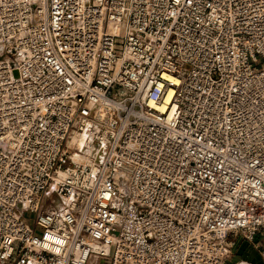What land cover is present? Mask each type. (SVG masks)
Listing matches in <instances>:
<instances>
[{"label":"built area","instance_id":"built-area-1","mask_svg":"<svg viewBox=\"0 0 264 264\" xmlns=\"http://www.w3.org/2000/svg\"><path fill=\"white\" fill-rule=\"evenodd\" d=\"M257 236L264 0H0V264H225Z\"/></svg>","mask_w":264,"mask_h":264},{"label":"crops","instance_id":"crops-1","mask_svg":"<svg viewBox=\"0 0 264 264\" xmlns=\"http://www.w3.org/2000/svg\"><path fill=\"white\" fill-rule=\"evenodd\" d=\"M225 264H264V238L257 236L252 243L237 238Z\"/></svg>","mask_w":264,"mask_h":264},{"label":"bare ground","instance_id":"bare-ground-1","mask_svg":"<svg viewBox=\"0 0 264 264\" xmlns=\"http://www.w3.org/2000/svg\"><path fill=\"white\" fill-rule=\"evenodd\" d=\"M78 148L83 151V153L87 156H93L96 159L100 160L103 156V151L99 150L97 148L87 146L82 139L79 140L78 142ZM74 159L77 161L84 160L82 156L78 154H74Z\"/></svg>","mask_w":264,"mask_h":264},{"label":"rangeland","instance_id":"rangeland-1","mask_svg":"<svg viewBox=\"0 0 264 264\" xmlns=\"http://www.w3.org/2000/svg\"><path fill=\"white\" fill-rule=\"evenodd\" d=\"M27 216V215H26Z\"/></svg>","mask_w":264,"mask_h":264}]
</instances>
